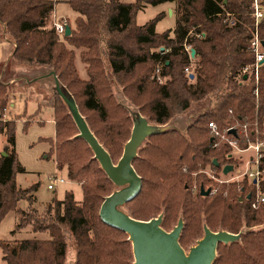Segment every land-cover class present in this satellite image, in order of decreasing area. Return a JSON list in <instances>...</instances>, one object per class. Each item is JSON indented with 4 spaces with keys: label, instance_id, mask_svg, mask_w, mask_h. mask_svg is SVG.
<instances>
[{
    "label": "trees",
    "instance_id": "trees-1",
    "mask_svg": "<svg viewBox=\"0 0 264 264\" xmlns=\"http://www.w3.org/2000/svg\"><path fill=\"white\" fill-rule=\"evenodd\" d=\"M58 3L0 0V24L14 40L13 58L18 64L48 67L56 72L115 164L131 137L133 122L129 111L112 101L113 96L108 108L103 99L108 100L99 95L103 56L127 94L129 86L121 82L132 80L129 100L153 124L165 125L192 104L209 97L214 100L213 108L189 127L187 137L171 131L148 139L147 149L133 162L143 187L125 206L127 212L137 220L148 221L159 215L163 206V228L169 231L182 211V247L187 244L188 233H200L204 223L214 232L233 234L244 227L263 225L264 205L253 207L257 195L253 181L245 177L241 182H213L203 173L209 168L218 178L228 176L223 174L226 166L237 169L232 157L235 148L247 150L250 145L264 142V63H260L258 74L253 68L243 73L245 67L256 63L251 50L256 31L253 0H138L133 4L66 0L63 3L76 16L73 23L66 21L70 36L55 30L53 13ZM164 4L175 5L174 30L157 32L156 24L164 14L143 26L137 24V14L148 6ZM261 6L264 8V0ZM258 30L264 52V19ZM186 46L195 50L194 58L185 52ZM77 51L86 66L87 79L80 77L76 67ZM192 63L194 78L185 72ZM158 67L167 79L163 84L152 79ZM9 98L8 88L0 82V133L7 138V156L0 157V220L17 211L20 220L16 230L31 227L34 233L48 237L0 241L2 260L5 264H64L67 239L71 238L78 251L76 264H128L132 257L128 236L104 224L99 215L114 185L87 142L75 138L78 128L69 116L61 115L60 107L55 113L52 152L58 169H66L68 179L81 185L84 198L78 202L68 192L64 200H55L40 214L32 208L35 187L24 190L16 183V175L25 169L14 149V122L2 121ZM156 152L162 155L158 160H166L157 167L151 164ZM215 160L219 167L214 165ZM202 187L211 190L209 196L201 195ZM261 191L264 194V181ZM22 201L30 203L28 210L18 209ZM218 251L230 253L236 264H264V229L248 232L241 243L221 244ZM215 264L223 262L217 259Z\"/></svg>",
    "mask_w": 264,
    "mask_h": 264
},
{
    "label": "rangeland",
    "instance_id": "rangeland-1",
    "mask_svg": "<svg viewBox=\"0 0 264 264\" xmlns=\"http://www.w3.org/2000/svg\"><path fill=\"white\" fill-rule=\"evenodd\" d=\"M59 3L56 5L54 18L58 20L62 16V21H68L73 23L75 20V14L72 12L70 7L62 3V1L66 0H56ZM122 3L133 4L138 0H119ZM175 9L174 4H164L158 6H148L143 12H140L136 15L135 19L138 25L143 26L146 23L152 21L160 14H164L163 18L156 24V30L158 33H164L169 30H174L176 26V16L171 14L170 11ZM60 17V18H58ZM65 17V18H64ZM53 18V22L55 19ZM60 20V21H61ZM194 31V28L191 29L190 34ZM14 40L6 34V29L3 25L0 24V76L6 69V75L4 77V81L8 83L11 82V79L14 77L13 74L18 72L20 69L19 65L14 58L12 57L14 52ZM104 47L101 49L103 52ZM77 60L76 67L79 71L80 77L83 79H87L86 74V66L82 63L80 58V51L76 52ZM103 58V77L100 79V84L102 87L99 88V95L108 100L106 105L108 108L110 107V98L113 96L112 101L115 104H119L124 107L122 102L127 103L128 106L132 108H136L140 111V109L134 105L130 100L129 96L132 97L133 89H132V80L129 78L123 79L121 83L128 85L126 92L125 87L119 83L116 77L113 75V72L106 60L105 56ZM194 61V60H193ZM8 64V65H6ZM6 66V67H5ZM40 68L39 66H31V68ZM195 63H192L190 66V71L192 75L194 74ZM162 68L158 67L154 72L152 79L158 81L160 84L165 83L167 79L161 76ZM186 72V70H185ZM187 73V72H186ZM31 78V77H30ZM14 79V78H13ZM103 80V81H102ZM102 81V82H101ZM14 84L9 85L8 87V95H9V104L7 106L6 111L3 115L4 122L10 121V123L14 122L15 127V152L20 162L21 166L25 169L24 173H18L16 175V183L17 185L24 190L35 187L32 195H33V205L32 208H35L38 213H42L48 205H50L55 200L62 201L65 199L66 194L68 192H72L76 201L81 202L84 198L83 190L80 184L71 182L68 179V172L66 169L60 171L57 167L56 163V154L52 152L53 146L51 145V141L56 140V124H55V113L56 108L60 107V112L62 116H69L72 119L68 108L55 94H51L50 91L53 90V80L51 78L44 79L43 81L30 82L25 80H12ZM6 84V83H5ZM73 96V95H72ZM58 97V98H57ZM74 97V96H73ZM58 99L60 101L58 102ZM63 106V109L61 107ZM214 106V100L212 97L207 98L206 100L200 103L192 104L191 108L183 113L177 114L173 118L172 125H177L179 130H184L189 123L188 119L193 114H199L203 111H210ZM125 108V107H124ZM126 109V108H125ZM148 119V118H147ZM149 120V119H148ZM12 121V122H11ZM73 121V119H72ZM133 122V121H132ZM172 122V121H171ZM169 124V122L167 123ZM166 124V125H167ZM133 125V123H132ZM133 128V126H132ZM76 129V127H75ZM180 132V131H179ZM182 133V132H180ZM187 137V132L182 133ZM78 135V134H77ZM76 136V135H75ZM74 136V137H75ZM150 141L148 140L143 148L139 152V157H141V153L143 150L147 149ZM7 146V138L5 134L0 133V157L6 154L5 149ZM12 148V147H11ZM122 149V154H123ZM239 150L237 148L232 152L233 162L236 163L237 169H234L233 172H230L228 176L224 178H218L214 175L210 169H206L203 173L213 182H241L244 179V172L248 167L249 161H251L255 154L253 150ZM122 157V155H121ZM120 157V158H121ZM162 157L159 152L154 154V159L158 160ZM120 158L116 161V163L120 160ZM151 159V164L155 167L158 165L165 164V159L155 161ZM147 164L148 162L144 160ZM150 165V163L148 164ZM153 169V168H151ZM248 171L257 172V166L250 165L248 167ZM63 179L64 183L56 182L55 179ZM216 178V179H215ZM49 185H54L55 189L50 190ZM116 187H113L114 191ZM208 190V188H205ZM198 191L197 186L194 187V195H196ZM195 198V197H194ZM30 208V203L28 201H22L18 204V209L26 211ZM125 211L128 209L125 207ZM159 215L164 213L165 208L162 206L159 209ZM159 215H155L153 217H157ZM182 216V211L179 213V218ZM152 217V218H153ZM165 218V216H164ZM204 218V217H203ZM20 214L17 211H13L9 213L4 219L0 220V241L11 240V241H21V240H32V239H46L48 236L45 234L34 233L31 227H26L21 230H16V226L19 223ZM179 220V219H178ZM177 220V222H178ZM204 220V219H203ZM177 222L174 223L170 230L171 231L176 225ZM204 225V224H203ZM264 229V224L258 227H255V232H259ZM191 231L187 236V244L183 248L188 251L192 246L196 244V242L201 239L204 235V231L200 233ZM68 248L65 263L67 261H72L77 257V247L74 244V240L71 238L67 239ZM241 243V242H240ZM3 254L0 248V264H5L2 260ZM222 260L223 264H236V259L232 258L230 253L222 251L219 254L218 258ZM134 258L133 253L131 257V261L128 264H133Z\"/></svg>",
    "mask_w": 264,
    "mask_h": 264
},
{
    "label": "water",
    "instance_id": "water-1",
    "mask_svg": "<svg viewBox=\"0 0 264 264\" xmlns=\"http://www.w3.org/2000/svg\"><path fill=\"white\" fill-rule=\"evenodd\" d=\"M170 13L173 14V11H170ZM70 35L71 29L67 26L65 36ZM15 48L16 45L14 44V52ZM163 50L164 49H162V51ZM14 52L12 57L14 56ZM194 57L195 50H192V58ZM262 63H264V60L261 64ZM6 69L0 76V82L7 88L9 85L14 84L12 80H25L30 82L43 81L48 78L53 80V90L50 91V93L60 97L68 108L79 131L75 138L83 139L87 142L94 154V159L99 163L101 169L116 187V189L105 198L101 205L99 215L104 224L120 230L128 236V241L132 245L133 264H215L218 258V248L221 244L229 246L234 243H240L248 232L255 231V228L248 229L244 227L239 234H233L225 230L214 232L204 223L203 237L186 251L180 244L181 236L185 228L183 216L179 218L177 225L171 231H166L163 228L164 213L148 221H142L133 218L124 210L125 206L132 202L142 190L143 181L136 172L133 162L139 157V152L148 139L154 135L171 131L186 133L194 121L204 115L206 111L190 116L187 127L184 130H179L177 125H172V123H175L173 119L171 120L172 122L170 121L167 125L153 124L144 117L139 110L122 102L130 113L133 121V128L131 137L124 146L122 157L115 164L109 152L90 129L74 97L61 83L53 69L48 67L21 69L13 74L14 79L12 78L11 82L8 84L3 80L7 73ZM191 78H194V75H191ZM230 131L235 133V130ZM6 156L7 154L3 155V157ZM214 165L217 167L220 166L216 160L214 161ZM233 171V166H226L223 169V174L228 175ZM255 183L256 181H254V184ZM210 193V189L205 190L203 187L201 188L202 196H209ZM250 197L251 196L248 198ZM76 262L77 257L72 261H67L66 264H76Z\"/></svg>",
    "mask_w": 264,
    "mask_h": 264
},
{
    "label": "built area",
    "instance_id": "built-area-1",
    "mask_svg": "<svg viewBox=\"0 0 264 264\" xmlns=\"http://www.w3.org/2000/svg\"><path fill=\"white\" fill-rule=\"evenodd\" d=\"M251 11L256 21L255 22L256 23L255 36L251 43V50L256 56V63L252 67L250 66L245 67L243 69L244 74L250 72L252 68L255 70L256 74H258L260 63L264 60V52H263L259 30H258L260 23L264 19V8L261 6V0H253ZM66 27H67L66 21H58L55 23V30L59 34H65ZM185 52L187 54L192 55L191 47L186 46ZM186 72L192 75L190 68H187ZM211 127L214 131L217 130L216 125L214 123L211 124ZM249 150H253L255 157L251 161H249L248 167L254 164L255 166H257V172L254 173L252 171H248V167H247L243 176L244 178L246 177L249 181H253V182L256 181L255 185H256L257 195H256V200L253 204V207L257 208L259 206L264 205V194L261 191V183L264 181V169L261 168V160L264 158V142H259L254 145H250L249 148L245 152ZM56 182L64 183V180L56 178L54 183ZM48 188L50 190L55 189L54 185H49Z\"/></svg>",
    "mask_w": 264,
    "mask_h": 264
},
{
    "label": "crops",
    "instance_id": "crops-1",
    "mask_svg": "<svg viewBox=\"0 0 264 264\" xmlns=\"http://www.w3.org/2000/svg\"><path fill=\"white\" fill-rule=\"evenodd\" d=\"M51 1H54V2H56V0H51ZM64 1H62V3H63ZM66 4V3H65ZM55 8H56V6H55ZM54 12H55V10H54ZM54 14V13H53ZM61 17V18H60ZM60 17H58V18H60L59 20L57 19V18H54V15H53V18L55 19V21H60L61 19H63L62 18V16H60ZM65 18V17H64ZM19 65H21V64H19ZM20 68V70L22 69H33V68H35V67H33V68H31V66H27V65H21V66H19Z\"/></svg>",
    "mask_w": 264,
    "mask_h": 264
}]
</instances>
